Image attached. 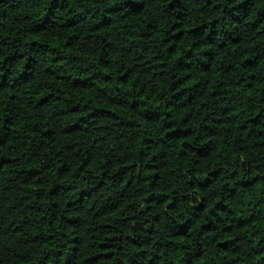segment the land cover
<instances>
[{
  "label": "trees",
  "instance_id": "16d2710c",
  "mask_svg": "<svg viewBox=\"0 0 264 264\" xmlns=\"http://www.w3.org/2000/svg\"><path fill=\"white\" fill-rule=\"evenodd\" d=\"M0 264H264V0H0Z\"/></svg>",
  "mask_w": 264,
  "mask_h": 264
}]
</instances>
